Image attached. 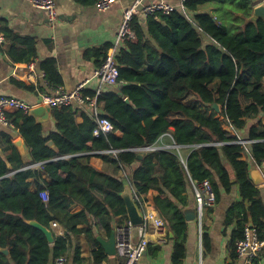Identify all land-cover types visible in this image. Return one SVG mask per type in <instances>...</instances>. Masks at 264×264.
Returning <instances> with one entry per match:
<instances>
[{"label": "trees", "instance_id": "16d2710c", "mask_svg": "<svg viewBox=\"0 0 264 264\" xmlns=\"http://www.w3.org/2000/svg\"><path fill=\"white\" fill-rule=\"evenodd\" d=\"M212 3L237 5L241 13L237 16L246 19L238 35H233V26H227L217 14L215 18L210 12L200 11L202 6ZM253 5L250 0H185L184 8L189 15L175 10L169 15L147 16L146 33L140 28L139 16H134L131 29L136 37L128 38L117 54L119 88L109 87L97 100L104 116L114 126L110 134L94 136L96 123L87 114H82L84 122L78 124L80 109L75 105L54 109L56 130L49 134L33 117L21 111L8 114L30 148L31 161L24 163L15 147L7 160L0 156V249L9 251L6 255L0 250V264H55L56 258L68 255L70 235L80 233L77 226L87 216L100 218L108 235L111 234L113 218L126 217L121 197L124 183L122 179L96 171L88 163L93 153L109 149L123 152L117 157L106 154L99 157L123 169L134 167L125 180L136 190V195L158 191L155 208L176 236L174 264H182L185 257L187 223L183 208L188 205L192 180H209L216 204L220 201V188L230 192L234 185L239 186L242 201L231 205L226 218V225H237L232 235L234 251L250 221L260 238H264V204L250 179L249 162L242 158L241 146L231 143L237 138L223 128V123L229 121L240 131L246 127L247 120L258 119V126L250 129L249 137L254 141L250 153L255 164L264 167L261 120L264 115V22L248 21ZM43 68L50 84L58 86L54 61L49 60ZM83 94L93 97L95 92ZM190 96L195 101L188 102ZM213 104L220 106L219 113ZM171 128L173 140L180 146L228 144L194 148L186 167L170 151L138 153L132 150L155 145ZM117 131L123 136L118 137ZM50 141L56 149L48 146ZM8 162L14 164L13 168ZM31 163H44V173L52 180L47 189L30 191L28 180L41 178V174L38 170H20ZM45 190L49 194L48 202L41 198ZM95 190L106 193L104 201L92 195ZM72 205L81 211L72 213L69 211ZM30 220L50 229L51 222L58 221L64 224L67 234L63 237L54 233L51 244L41 230L26 222ZM90 231L86 229L88 239L92 240ZM96 244L93 258L101 262L106 255Z\"/></svg>", "mask_w": 264, "mask_h": 264}, {"label": "crops", "instance_id": "0c3cea01", "mask_svg": "<svg viewBox=\"0 0 264 264\" xmlns=\"http://www.w3.org/2000/svg\"><path fill=\"white\" fill-rule=\"evenodd\" d=\"M136 1L117 0L110 10L100 12L96 7L95 0H55L58 21L55 25H52L49 23L47 13L44 10L34 7L26 0H0V32L4 35L3 39L0 36V96L24 100L28 104L36 106L45 96L53 95L55 90L60 89L65 93H71L81 83L86 81L85 90L95 92L100 87V82L96 78L95 73L101 66L105 54L115 44L117 34L123 22L124 10L134 5ZM250 1L254 4L252 6L253 11L256 7L264 5V0ZM150 3L169 4L175 7V10H181L182 6H184L182 0L143 1V4ZM200 11L210 12L215 17L217 7L215 3L207 4L202 6ZM137 15L140 18V28L146 33L148 29L146 23L147 16L141 9ZM135 37L136 33L133 32L131 38ZM124 45L125 42L119 46V51ZM49 60L54 61V66L59 77L57 80L60 82L58 86L50 84L46 71L43 68L44 64ZM32 65L33 67H31ZM117 86L115 87L119 88ZM108 89L105 88V91ZM181 102L184 103V100ZM72 105L78 106L80 109L76 118L77 123H83L84 118L82 114L89 115L92 111L91 108L82 107L77 103H73ZM53 111L54 109L48 114V119H44L41 116L34 117L30 114L29 116L33 117L36 123L44 128L46 134H49L56 130ZM17 112L14 111L9 114ZM261 120L264 123V115L261 116ZM257 121L258 119L247 120L246 127L243 130H237L238 136L244 140H250V129L251 127L258 126ZM10 123L11 125L9 126H4L0 123V156L7 160L13 154L15 147L22 161L26 164L30 163V148L20 136L13 123L11 121ZM173 130L171 128L170 133L163 135L156 145L161 146L173 143ZM226 132L230 136L234 135L231 132ZM116 135L122 137L123 133L117 131ZM11 139L12 142H10ZM18 140H22L24 147L22 152L16 146ZM50 148L56 149V147ZM183 151H185L183 158L187 159L191 149L186 148ZM81 155L83 156V154ZM99 156H101L99 153H93V156L88 161L90 166L98 172L122 179L123 183L127 181L125 179L132 173L134 167L123 169L111 162H105ZM242 158L249 162V175L254 184L251 177L252 172L257 170L264 171V167L257 166L251 157L246 158L244 156ZM79 163L82 164L81 162ZM29 165L20 171L29 170ZM8 166L13 168L14 164L8 162ZM30 170H38L41 174V178H31L28 180L31 192L47 189L52 184V180L44 173L43 167ZM230 172L232 173L231 170ZM256 187L264 204V184ZM123 191L121 192V197ZM133 191L136 197V190L134 188ZM188 193L189 201L188 205L183 208L184 214L196 210L192 186ZM158 194V191L154 190L148 195L139 196V198L144 200V203L155 208L154 198ZM92 195L97 200L104 201L106 193L103 190H95ZM240 201H242V197L238 185H234L230 192H226L224 188H220V201L205 212L202 224L199 223L197 215L196 219L192 221L185 219L187 233L184 239L185 257L182 264H241L236 251L233 250L231 245L232 235L236 231L237 225L236 223L231 226L226 225L229 208L232 204ZM143 208L140 207L142 212H144ZM69 211L76 213L81 211V208L77 207V205H72ZM86 219V221L77 226L80 229V233L70 235L71 249L67 255L68 264H123V260L118 256L117 250L115 255L107 254L100 240L109 241L112 233L115 234L119 225L130 221L127 212L126 217L120 215L113 218L110 235L104 229L100 218L93 219L87 216ZM251 225H253L252 221H250L249 226ZM87 228L91 230L90 235L93 237L92 240L87 237ZM51 229L57 236L65 237L67 234L64 224L58 221L51 222ZM149 238L151 242L139 264H174L173 254L176 245L174 232L170 231L166 225L160 231L152 228ZM160 239H162V242H160ZM94 240H96L106 255V259L101 262H97L93 258V251L98 248ZM256 264H264V249L257 258Z\"/></svg>", "mask_w": 264, "mask_h": 264}, {"label": "built area", "instance_id": "2783aa9c", "mask_svg": "<svg viewBox=\"0 0 264 264\" xmlns=\"http://www.w3.org/2000/svg\"><path fill=\"white\" fill-rule=\"evenodd\" d=\"M34 7L44 10L47 13L49 23L55 25L58 21V12L55 0H26ZM117 0H97L96 7L100 12H107L111 9L113 4ZM144 0H137L134 5L124 10L123 22L117 34V38L114 46L108 51L104 58L101 66L95 73L96 78L100 82V87L95 91V95L85 96L83 93L86 91V82L81 83L74 92L65 93L60 89L55 90L53 95L45 96L42 101L36 106L28 104L24 100L0 96V123L4 126L11 125L8 119L10 112L18 111L29 115L30 112L39 106H50L52 109H61L66 106H70L73 103H77L82 107H90L91 113L89 114L96 123L94 130V136L99 137L101 135H107L114 131V126L110 119L104 116L100 105L98 104V98L105 92V88L113 87L118 85V78L120 76L119 66L117 63V54L119 46L123 44L128 38H131L133 31L131 29V22L134 16L139 13L141 9L146 16H153L156 14L169 15L175 11V7L169 4L163 3H150L143 4ZM185 2V0H182ZM181 11L185 15H189L187 10L182 6ZM0 36L3 39V34L0 32ZM33 67V65L31 66ZM225 119L223 118V121ZM225 131L233 133L237 139L231 143L237 144L242 148V155L246 158L251 157L250 144L253 141L244 140L237 134V129L229 122L223 123ZM228 143H214V144H203L198 146H180L175 142L169 145H152L147 147L132 149L138 153L153 152V151H170L176 152L181 163L186 167V159L182 157L181 151L186 148L191 149L210 146V145H223ZM123 150L109 149L105 151H99L96 153L106 154L113 157H117ZM67 158V157H64ZM44 163H35L28 166L29 169H35L42 167ZM191 186L194 192L195 198V211L197 219L200 224L203 223L205 212L215 206L216 196L213 186L209 180L202 182L191 181ZM41 198L44 202L49 201L48 191L41 193ZM137 204L143 208L144 221L141 225H133L131 221H128L122 225H119L116 229V250L118 256L123 260V264H139L142 256L146 253L148 246L151 242L149 233L152 228L157 231L163 230L165 223L159 216L155 208L151 207L144 200H141L139 196L135 197ZM162 242V239H160ZM264 249V238L261 239L257 230L253 226H247L244 231V237L236 242V253L241 264H256L257 258L260 256ZM55 264H68V257L62 255L55 260Z\"/></svg>", "mask_w": 264, "mask_h": 264}, {"label": "water", "instance_id": "95a60500", "mask_svg": "<svg viewBox=\"0 0 264 264\" xmlns=\"http://www.w3.org/2000/svg\"><path fill=\"white\" fill-rule=\"evenodd\" d=\"M259 20H262L264 22V5H260L256 7L253 11L252 16L248 19V21L252 23H256ZM117 87H119V85ZM126 102L130 103L128 99H126ZM213 109L218 113L221 111L220 106L218 104H213ZM51 111L52 108L50 106H39V108H34L30 112V115L34 117L41 116L44 119H48V114L51 113ZM16 146L21 152L24 150L22 140H18L16 142ZM49 146L54 148L55 147L54 142L53 141L49 142ZM232 173L230 172L232 182L235 183L236 182L235 176L234 173L233 174ZM251 177L256 186L264 184V171H259V170L254 171L252 172ZM124 186L125 187L122 193V197L126 204L128 218L133 225H141L144 221V213L142 212L140 206L135 201L134 191L130 183L128 181H125ZM184 216L187 221H192L196 219V212L195 211L186 212ZM26 222L29 225L41 230L46 235L49 243L52 244L54 242V232L52 229L43 226L42 224H40L35 220H30ZM100 242L107 254L109 255L116 254V238L114 233H112L109 241L100 240ZM0 250L4 252L6 255L9 254V251L7 249H0Z\"/></svg>", "mask_w": 264, "mask_h": 264}, {"label": "rangeland", "instance_id": "374dc122", "mask_svg": "<svg viewBox=\"0 0 264 264\" xmlns=\"http://www.w3.org/2000/svg\"><path fill=\"white\" fill-rule=\"evenodd\" d=\"M217 7V15L219 18L225 22L227 26H233L231 28V33L233 35H238L240 31L242 30V26H244L246 19L243 17L237 16V14H241L237 11V5L233 3H227V4H215ZM188 102L195 101L194 97H190ZM185 151H181L182 157ZM176 154V152H174ZM184 159V158H183ZM187 160V159H186Z\"/></svg>", "mask_w": 264, "mask_h": 264}]
</instances>
